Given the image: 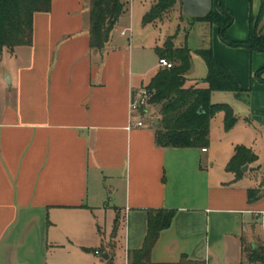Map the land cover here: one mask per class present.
I'll return each instance as SVG.
<instances>
[{"label": "crops", "instance_id": "0c3cea01", "mask_svg": "<svg viewBox=\"0 0 264 264\" xmlns=\"http://www.w3.org/2000/svg\"><path fill=\"white\" fill-rule=\"evenodd\" d=\"M156 1L125 0L98 51L89 47L88 0H52L48 12L34 13L31 44L0 50L7 63L0 76V264H105L108 258L129 264L142 246L148 209L175 211L150 261L185 255L204 264H256L245 255L247 245L264 243V194L249 201L254 178L236 179L226 170L234 147L217 154L209 134L205 151L158 146L145 109L133 113V123L142 125L128 127L131 93L160 68L157 55L154 65L134 69L133 51L145 40L131 44L135 18L142 22ZM252 1L225 0L234 14L231 37L235 28L242 32L235 37H246ZM182 14L194 23L199 18ZM180 16L173 6L142 26L185 20ZM216 29L210 26L214 57L250 87L249 99L238 101L244 114L234 127L242 120V128L264 129V82L250 72L246 77L247 60L254 58L256 69L264 56L230 49L241 55L236 65L224 56L229 49ZM191 70L192 64L186 86L205 87L187 84Z\"/></svg>", "mask_w": 264, "mask_h": 264}, {"label": "trees", "instance_id": "16d2710c", "mask_svg": "<svg viewBox=\"0 0 264 264\" xmlns=\"http://www.w3.org/2000/svg\"><path fill=\"white\" fill-rule=\"evenodd\" d=\"M52 0H0V50H13L19 45H29L33 35V16L36 12H48ZM176 0H157L142 18L146 24L161 18ZM125 10V0H88L89 47L101 51L109 39L118 17ZM217 26L219 37L231 46H243L264 53V0H258L256 10H250L248 33L245 39L234 40L227 36V29L233 21L232 12L225 0H216L209 12L199 17ZM159 57L174 60L170 68L160 67L145 88L150 92L147 103L160 105V117L153 125L155 144L162 147H206L208 144L211 115L225 112L224 126L231 128L236 122L231 106L222 102H211L212 91L240 93L242 88L234 74L212 54L210 49L197 51L203 56L207 73L205 87L186 86L190 69V51L187 47H174L171 36L161 47L156 48ZM168 60V61H169ZM264 65L254 72V77L264 82ZM144 111L143 107L142 110ZM255 155L249 148L236 145L234 153L226 164V170L237 175L243 166L249 164ZM264 194L257 189L247 190L248 200L253 201ZM147 230L140 249L134 250L129 264H204L192 261L182 255L178 262L155 263L150 261L151 248L158 234L170 226L173 209H148ZM247 259L264 264V243L255 248L247 245ZM105 264H114L111 258Z\"/></svg>", "mask_w": 264, "mask_h": 264}, {"label": "rangeland", "instance_id": "374dc122", "mask_svg": "<svg viewBox=\"0 0 264 264\" xmlns=\"http://www.w3.org/2000/svg\"><path fill=\"white\" fill-rule=\"evenodd\" d=\"M230 2L232 4L234 3L238 5L240 0H230ZM257 2L258 0L252 1L253 11L256 10ZM173 6L174 8H176L177 12H179L180 10V14H181L180 17L185 20L183 21L181 20L179 22H171L169 24H162L159 26L143 27L140 15H138L135 18V22L132 26L133 38L131 44L134 43V39L137 40V37L144 38L145 42L143 48L137 47L133 51V68L138 71L141 70L144 71L145 69H147V67L157 63V52H156L155 44L161 43L166 37V35H170L175 45L187 47L190 51V61L192 64V70L188 78L187 84H191L194 81H197L200 85L201 84L203 85V82H205L204 79L207 73V67L203 56L200 55L197 51H199L200 49H210L214 56L210 41V26L215 24L210 23L201 18H197L196 22L194 23V20H192L193 18H186L182 14V3L180 0H176ZM172 7H170L169 9H171ZM233 18H234V14H233ZM228 29H227V36L230 39L242 40L246 38L244 37L242 39H238L237 37H235V36H240V34H242L241 30L238 28H235L231 31V33L234 36L231 37ZM216 30L218 34V29ZM218 39L224 45V47L226 46V48L228 47L229 49V53L227 54L225 53L224 56L230 59L231 62L236 63V65H239L241 55L239 53L233 52L230 49H246L250 53L259 52L256 50H250L243 46L228 45L221 40L219 34H218ZM260 53H262V55L264 56L263 52ZM167 60L169 59L167 58ZM254 60H255L254 58L251 59V61L249 59L247 60L246 77L248 80L249 72H250V79L259 81L254 77V72L258 70L260 67H262L264 63L260 67L253 69L255 65ZM169 62H171L172 65L176 63L174 60H169ZM6 66L7 63L5 62L4 59L2 60L0 56V76L4 71V69L6 68ZM262 76L264 77V72L262 73ZM4 87L6 89H9V85L7 83L4 84ZM142 88L138 89L135 92L136 93L141 92ZM242 88H244L245 90H243L240 93L214 90L210 94L211 102H222L228 104L229 106H231L233 110V114L236 117V121L238 119H242L243 117L241 116H243L244 114V108L238 103V101L239 100L246 101V99L247 100L249 99L250 87L247 86ZM144 108L146 110L145 118L147 119V121L157 122V120L160 117V111H159L160 105L145 103ZM224 122H225V112L223 110H218L214 112L210 117L209 143L213 145V151L216 152L217 154H224L227 152V150L231 152L232 148L233 147L235 148L236 144L243 145L249 148L250 151L255 155V159H253L249 164H246L248 165L246 171L239 172L237 175H235V177L236 179L242 177H246V178L253 177L257 183L254 189H257L258 192L264 191V129L258 127L254 128L248 123L244 124L246 128H242L241 127V124L243 123L242 120H239L240 124H237V126L234 127L233 125L232 126L233 129H231L232 127L226 129L224 126ZM254 242L256 243V240H254ZM257 243L262 245V243L259 242ZM245 256L247 257V253ZM118 264H127V262H124L123 259H120Z\"/></svg>", "mask_w": 264, "mask_h": 264}, {"label": "built area", "instance_id": "2783aa9c", "mask_svg": "<svg viewBox=\"0 0 264 264\" xmlns=\"http://www.w3.org/2000/svg\"><path fill=\"white\" fill-rule=\"evenodd\" d=\"M128 31L130 28L127 29ZM122 34H125V31H122ZM158 65L162 68H170L172 66L171 62H169L166 58L164 57H159L158 58ZM150 96V92L143 87L141 92H134L131 93L130 99H129V105H128V127H132L133 125L136 126H141L142 122L141 121H136L133 123V113L134 112H139L144 108L145 103L147 104L148 98ZM205 147L202 148V151H205ZM97 253V251H96Z\"/></svg>", "mask_w": 264, "mask_h": 264}, {"label": "water", "instance_id": "95a60500", "mask_svg": "<svg viewBox=\"0 0 264 264\" xmlns=\"http://www.w3.org/2000/svg\"><path fill=\"white\" fill-rule=\"evenodd\" d=\"M182 11L187 16L192 17H203L205 16L212 6V0H181ZM5 81L7 84H10L9 75L5 76ZM248 165H244L242 170L246 171ZM103 257L106 259L107 254H104Z\"/></svg>", "mask_w": 264, "mask_h": 264}]
</instances>
